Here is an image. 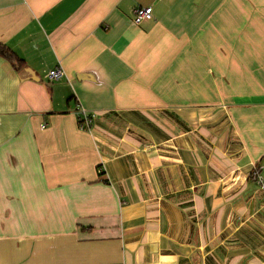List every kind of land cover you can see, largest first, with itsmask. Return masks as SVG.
I'll use <instances>...</instances> for the list:
<instances>
[{
    "label": "crops",
    "instance_id": "crops-1",
    "mask_svg": "<svg viewBox=\"0 0 264 264\" xmlns=\"http://www.w3.org/2000/svg\"><path fill=\"white\" fill-rule=\"evenodd\" d=\"M0 44V264H264V0H0Z\"/></svg>",
    "mask_w": 264,
    "mask_h": 264
},
{
    "label": "built area",
    "instance_id": "built-area-1",
    "mask_svg": "<svg viewBox=\"0 0 264 264\" xmlns=\"http://www.w3.org/2000/svg\"><path fill=\"white\" fill-rule=\"evenodd\" d=\"M152 15L151 7L146 8H136L133 11V23L135 25L140 24L143 21L150 20ZM64 77V71L60 68H54L50 70L47 75L46 79L49 82H54L60 80ZM92 114H87L85 112H81L79 117V129L82 131H89L92 123ZM262 167L258 166L255 167L251 173V177L256 181L260 188L264 189V176L261 174Z\"/></svg>",
    "mask_w": 264,
    "mask_h": 264
},
{
    "label": "trees",
    "instance_id": "trees-1",
    "mask_svg": "<svg viewBox=\"0 0 264 264\" xmlns=\"http://www.w3.org/2000/svg\"><path fill=\"white\" fill-rule=\"evenodd\" d=\"M0 57L7 59L13 67L20 68L22 62L3 44H0Z\"/></svg>",
    "mask_w": 264,
    "mask_h": 264
}]
</instances>
